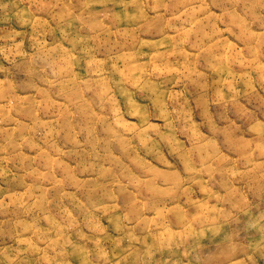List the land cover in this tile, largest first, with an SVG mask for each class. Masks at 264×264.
<instances>
[{
    "label": "rangeland",
    "instance_id": "rangeland-1",
    "mask_svg": "<svg viewBox=\"0 0 264 264\" xmlns=\"http://www.w3.org/2000/svg\"><path fill=\"white\" fill-rule=\"evenodd\" d=\"M0 264H264V0H0Z\"/></svg>",
    "mask_w": 264,
    "mask_h": 264
}]
</instances>
